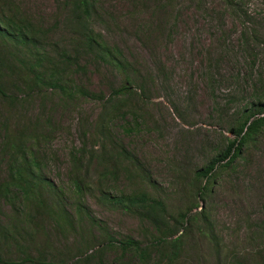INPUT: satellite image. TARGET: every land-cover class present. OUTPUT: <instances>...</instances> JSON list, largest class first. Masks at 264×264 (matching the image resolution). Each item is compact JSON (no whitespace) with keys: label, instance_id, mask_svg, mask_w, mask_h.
I'll use <instances>...</instances> for the list:
<instances>
[{"label":"rangeland","instance_id":"374dc122","mask_svg":"<svg viewBox=\"0 0 264 264\" xmlns=\"http://www.w3.org/2000/svg\"><path fill=\"white\" fill-rule=\"evenodd\" d=\"M14 1L44 25L59 24L64 17V0ZM96 6L105 21L97 31L122 51L149 95L145 102L132 101L124 112L108 115L111 135L139 158L155 183L149 186L120 173L107 187L115 196L147 191L165 201L169 215L176 218L192 203L188 187L196 169L216 155L227 138H234L230 128L255 102V92L264 94V0H96ZM121 78L100 63L73 80L102 99L73 88V98L59 93L23 97L27 100L10 113L0 102V183L10 181V146L25 131L23 152L39 161L45 176L67 193L65 202L73 212L71 154L83 144L89 150L94 147L91 137L112 94L110 86H120ZM235 165L215 181L207 200H199L214 221L220 244L210 239L203 223L193 225L176 264H264V134ZM90 174L96 181L92 169ZM13 195L11 201L0 197V219L29 237L21 220L25 203ZM87 202L119 241L114 248L105 245V264H144L125 253L120 242L132 237L143 247L151 245V227L111 203L95 198ZM89 229L87 235L99 239V230ZM47 231L56 248L66 244L53 236L50 226ZM157 249L161 247L154 252ZM159 259L156 252L149 264H165Z\"/></svg>","mask_w":264,"mask_h":264},{"label":"trees","instance_id":"16d2710c","mask_svg":"<svg viewBox=\"0 0 264 264\" xmlns=\"http://www.w3.org/2000/svg\"><path fill=\"white\" fill-rule=\"evenodd\" d=\"M62 6L65 12L60 23L44 25L30 19L14 0H0V102L10 113L14 105L27 100L23 97L59 93L73 98V88L85 97L102 99V96L75 86L73 80L77 75H85L88 67L100 63L120 74L122 83L118 87L110 86L112 94L106 100L91 137L94 147L89 150L83 144L71 154L69 178L73 212L65 202L67 193L45 176L39 161L23 152L21 142L25 139V131L20 132L17 142L10 146L14 159L9 169L10 181L0 183V197L11 201L9 197L16 193L23 199L26 213L22 214L21 220L30 236L16 232L15 227L0 219V264H105V245L114 248V243L119 241L94 215L88 198L120 207L151 227V245L143 247L141 241L132 237L120 242L125 253L131 252L144 264H149L156 252L160 255L159 262L165 260V264H176L184 239L192 232V226L199 223L208 227L210 239L218 246L214 221L208 210L200 206L199 200L210 197L215 181L233 169L245 150L264 134V94L255 92V102L230 128L234 138H227L223 148L202 168L196 169L188 187L192 203L176 218L169 215L165 201L147 191L112 195L107 186L117 181L120 173L128 174L142 184L155 185L139 158L111 135L107 121L110 113L124 112L130 102L149 99L146 83L122 51L97 31L96 26L104 25L105 21L98 16L96 0H64ZM61 27L65 28L62 36L56 38ZM65 34L69 35V41L64 38ZM106 146L108 151H105ZM91 169L96 181L90 177ZM88 225L92 230H99V239L87 235ZM49 226L53 236L65 241V245L55 247L52 235L47 231ZM70 238L74 239L72 244H69ZM156 246L161 249L154 252Z\"/></svg>","mask_w":264,"mask_h":264}]
</instances>
